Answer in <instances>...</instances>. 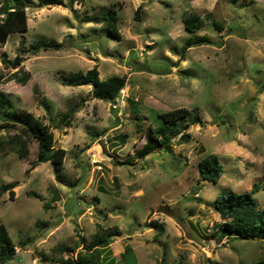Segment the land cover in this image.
<instances>
[{"label":"rangeland","instance_id":"obj_1","mask_svg":"<svg viewBox=\"0 0 264 264\" xmlns=\"http://www.w3.org/2000/svg\"><path fill=\"white\" fill-rule=\"evenodd\" d=\"M113 6L119 38L82 22ZM26 14L27 33L0 43V93L17 111L49 125L66 157L59 183L49 163L30 169L34 141L26 140L19 157L8 143L18 130H0V225L15 247L5 264H61L57 259H74L108 231L120 233L107 247L114 264H124L126 246L137 264H159L164 253L167 264L264 261V239L218 237L223 221L211 206L222 191L250 192L255 184L253 197L264 208V0H77L71 9L28 5ZM190 14L204 21L196 35L211 43L181 58L190 37L182 20ZM37 40L62 48L21 53L17 68L1 62ZM93 67L101 80L125 79L114 102L93 99L90 86L65 84L72 73ZM26 73L25 83L15 80ZM129 99L143 117V132L135 130ZM183 108L200 121L186 128L189 141L172 138L170 151L137 158L154 124L151 111ZM70 111L65 127L60 117ZM210 154L223 167L217 183L198 180V162ZM6 185H14L13 195Z\"/></svg>","mask_w":264,"mask_h":264},{"label":"trees","instance_id":"obj_2","mask_svg":"<svg viewBox=\"0 0 264 264\" xmlns=\"http://www.w3.org/2000/svg\"><path fill=\"white\" fill-rule=\"evenodd\" d=\"M77 0H0L1 18H0V43H5L7 37L14 33H27V14L28 5H34L36 8L47 6H66L71 9ZM140 8L135 11L136 20L140 19ZM183 26L190 37L184 41L180 51L181 58L185 52L191 48L200 45L210 44L208 38L197 36L196 33L204 25V21L194 14L184 17ZM83 23L101 24L103 31L111 38L117 39L118 35V14L113 7L104 13L85 16ZM216 30L221 26L213 22ZM62 48L61 43L55 41L45 43L37 40L31 45L29 51L20 49L12 61H8L5 55H2L1 62L9 64L11 68H17L22 62V54L29 52L35 54L39 51H59ZM22 53V54H21ZM15 74V73H13ZM16 76V75H14ZM29 79V74H23L15 80L18 83H25ZM2 76L0 75V81ZM65 84L69 86H90V95L93 99L114 102L125 86L123 77L111 76L101 80L95 67L86 72L72 73L65 79ZM129 112L133 116L136 132H143L141 129L143 117L139 114V109L133 99H129ZM153 123L145 131V143L137 152L138 157H144L156 149L170 151V141L177 138V142H188L190 135L185 132L190 124H199L197 115L191 114L187 109H175L168 112L151 111ZM73 112L70 111L61 115L60 122L63 126H71ZM185 120H189L186 122ZM7 131L18 130L17 134L9 137L8 143L11 149L19 157H23L26 150V140L30 139L37 145L35 161L30 165V169L43 163H49L53 176L57 182H62V171L66 157V151L55 146L54 135L49 125L44 124L32 114L19 112L13 108L11 101L3 93H0V130ZM125 135H119L117 141L123 143ZM198 173L200 182L217 183L223 173V167L217 156L210 154L203 157L198 162ZM14 185H6L3 189L12 194L11 188ZM257 186L252 185L250 192L237 193L235 191H222L215 197L211 206L223 221L219 227L218 237H228L230 239H264V208L258 206L254 199ZM36 197L35 194H32ZM48 209V205H44ZM160 234L164 233L163 225L153 223ZM118 231H108L103 235H96L87 245H84V252L77 253L76 257L66 260L57 259L61 264H103L108 262L114 264L113 258H110V252L107 250L111 238L118 236ZM83 240V238H81ZM71 250V249H70ZM15 256V247L4 225H0V264H5ZM124 264H137L136 258L131 247L126 246L125 251L121 254ZM159 264H167L165 253ZM253 264H264V261H258Z\"/></svg>","mask_w":264,"mask_h":264},{"label":"water","instance_id":"obj_3","mask_svg":"<svg viewBox=\"0 0 264 264\" xmlns=\"http://www.w3.org/2000/svg\"><path fill=\"white\" fill-rule=\"evenodd\" d=\"M59 199V196L57 195L56 191H52V202L57 201ZM162 207H159L158 211L161 210ZM164 213H167V209L164 208Z\"/></svg>","mask_w":264,"mask_h":264}]
</instances>
